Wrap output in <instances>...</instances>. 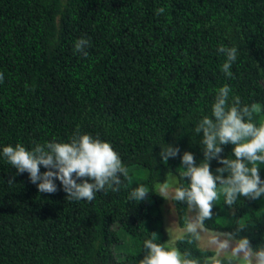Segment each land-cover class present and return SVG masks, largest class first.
Instances as JSON below:
<instances>
[{"label": "trees", "instance_id": "obj_1", "mask_svg": "<svg viewBox=\"0 0 264 264\" xmlns=\"http://www.w3.org/2000/svg\"><path fill=\"white\" fill-rule=\"evenodd\" d=\"M79 38L90 41L87 57L74 51ZM220 44L239 49L231 78ZM0 72V264H139L145 238L171 243L166 199L151 190L171 178L190 183L181 158L204 159L194 129L211 115L215 90L227 83L243 104L264 106V0H0ZM77 126L119 153L131 177L119 192L70 202L57 179L55 193H40L2 156L7 145L67 142ZM163 144L180 150L167 163ZM222 166L210 162L213 173ZM139 183L148 198L129 201ZM174 206L183 227L187 205ZM205 223L225 233L246 225L237 237L255 249L264 244V196L232 207L221 196Z\"/></svg>", "mask_w": 264, "mask_h": 264}, {"label": "clouds", "instance_id": "obj_2", "mask_svg": "<svg viewBox=\"0 0 264 264\" xmlns=\"http://www.w3.org/2000/svg\"><path fill=\"white\" fill-rule=\"evenodd\" d=\"M164 12L165 8L160 7L156 15ZM89 46L87 38H79L74 51L87 57ZM238 50L237 46L224 44L217 48L226 58L221 66L226 77H233L231 69ZM3 81L4 74L0 72V83ZM215 91L211 115H204L194 129L201 136L199 143L204 159L197 164L193 153L188 151L181 158L184 171L180 172V177H187L190 183L173 181L170 186L165 180L151 190L171 202L186 203L183 227L178 234L168 229V241L174 243H157L156 233L152 238H145L144 256L139 264H264V244L254 249L248 237H237L246 225L237 224L235 232L226 233H208L206 229L205 221L212 219L213 206L221 196L231 207L240 197L258 199L264 196V179L259 167L264 164V106L259 102L243 104L238 95H231L233 89L227 83ZM256 117L261 118L257 120ZM228 144L234 146L231 158L221 156L223 146ZM179 151L178 147L163 144L160 156L167 163ZM2 156L18 174L28 173L40 193H55L58 179L70 202H91L96 193L119 192L121 184L131 181L127 166L113 146L99 137L81 133L79 126L67 142L53 138L43 144L35 143L31 149L19 143L7 145L2 148ZM214 159L223 165L215 173L210 168ZM41 166L47 171L41 173ZM149 192L144 183H139L129 192L128 200L143 201ZM177 243L195 246L200 254L194 256L190 249L182 251Z\"/></svg>", "mask_w": 264, "mask_h": 264}, {"label": "rangeland", "instance_id": "obj_3", "mask_svg": "<svg viewBox=\"0 0 264 264\" xmlns=\"http://www.w3.org/2000/svg\"><path fill=\"white\" fill-rule=\"evenodd\" d=\"M173 181L176 183L175 178L170 179L169 181L170 186H171V182ZM163 208H164V224H165L164 226L166 229V233L169 235V232H168V229H169L170 231H173L174 233L178 234L179 231L182 229V227L179 224V218L177 216L174 203L166 199V201L164 202ZM207 232L208 233H219V232H213L208 229H207ZM170 242L174 243V241H170ZM116 251L120 253L121 245L116 246Z\"/></svg>", "mask_w": 264, "mask_h": 264}]
</instances>
